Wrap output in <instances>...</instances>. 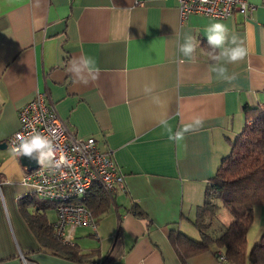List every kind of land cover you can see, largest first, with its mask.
Listing matches in <instances>:
<instances>
[{
    "label": "crops",
    "instance_id": "obj_1",
    "mask_svg": "<svg viewBox=\"0 0 264 264\" xmlns=\"http://www.w3.org/2000/svg\"><path fill=\"white\" fill-rule=\"evenodd\" d=\"M262 2L248 0L246 15L213 18L181 17L176 0H0V264H222L214 246L182 257L170 235L200 238L192 222L205 188L247 122L244 108L264 105ZM214 22L249 49L243 62L227 65L232 82L209 72L205 29ZM187 36L197 40L194 60L178 53ZM81 56L95 61L96 79L87 85L67 71ZM146 85H154L151 94ZM38 92L72 135L93 137L125 176L96 236H88L89 226L75 230L82 252L97 249L89 261L41 249L26 222L34 207L19 205L29 192L24 167L1 144ZM194 116L204 127L179 143L159 123L167 119L175 131ZM133 205L144 218L129 211ZM252 213L247 237L255 243L264 234V205Z\"/></svg>",
    "mask_w": 264,
    "mask_h": 264
},
{
    "label": "trees",
    "instance_id": "obj_2",
    "mask_svg": "<svg viewBox=\"0 0 264 264\" xmlns=\"http://www.w3.org/2000/svg\"><path fill=\"white\" fill-rule=\"evenodd\" d=\"M244 111L247 122L232 141L230 153L222 158L205 188L203 202L196 208L192 223L200 238L194 240L180 231L170 235L171 242L182 257L214 246L215 253L222 251L229 262L264 264V234L249 250L247 245V234L253 223V207L264 205V105L245 107ZM112 193L95 186L84 195L82 203L91 211L95 223V229L89 226L93 230V233L88 234L89 237L96 236V224L109 210ZM33 194L29 190L19 199V205L23 207L27 203L34 207L33 211L26 214V222L40 248L69 260L89 261L97 249L84 253L75 241L72 244L61 242L53 233V221L47 218L46 210L53 204L44 199L37 202ZM220 207L231 217L228 224L223 225L217 233L212 225ZM137 208V205H133L129 211L144 218V212Z\"/></svg>",
    "mask_w": 264,
    "mask_h": 264
},
{
    "label": "built area",
    "instance_id": "obj_3",
    "mask_svg": "<svg viewBox=\"0 0 264 264\" xmlns=\"http://www.w3.org/2000/svg\"><path fill=\"white\" fill-rule=\"evenodd\" d=\"M176 2L181 17L201 14L213 18H227L236 12L246 15L253 9L248 0ZM33 129L50 135L58 150V156L65 155L68 163L60 168L41 166L38 162L31 170L24 167L21 183L32 193L53 204V233L61 242L72 244L76 228L92 226L95 229L92 213L82 203L84 195L95 186L101 187L107 193L122 190L125 188V176L112 156L97 147L93 137L72 135L54 104L40 92L18 110V127L6 141L8 148L15 142L17 133L27 134ZM216 258L222 264H235L229 262L220 250L217 251Z\"/></svg>",
    "mask_w": 264,
    "mask_h": 264
},
{
    "label": "clouds",
    "instance_id": "obj_4",
    "mask_svg": "<svg viewBox=\"0 0 264 264\" xmlns=\"http://www.w3.org/2000/svg\"><path fill=\"white\" fill-rule=\"evenodd\" d=\"M208 45L211 51L208 56L214 63L209 65V72L214 73L218 80L232 82L236 75H229L228 64L243 62L249 54V49L244 46L243 41H238L236 36L229 37V29L222 22L211 23L205 29ZM231 45V46H229ZM197 40L194 36H187L183 43L178 45V53L186 60H194ZM183 62V60L181 61ZM67 71L73 74L77 82L87 85L96 79L95 61L91 57L81 56L69 61ZM153 86L146 85L144 92L151 94ZM158 97H153L158 102ZM160 126L167 133L168 139L179 143L185 139L188 133H195L204 127V119L200 116L190 118L175 131L167 119L160 120ZM53 135L54 130H53ZM15 158L21 156L36 159L41 166L60 168L68 163L65 155L58 156V150L50 135H45L35 129L27 134L17 133L15 142L9 149Z\"/></svg>",
    "mask_w": 264,
    "mask_h": 264
},
{
    "label": "rangeland",
    "instance_id": "obj_5",
    "mask_svg": "<svg viewBox=\"0 0 264 264\" xmlns=\"http://www.w3.org/2000/svg\"><path fill=\"white\" fill-rule=\"evenodd\" d=\"M33 196H34V198H35V200L37 202H40V201L43 200V198L41 196L37 195V194H33ZM46 213H47L48 220L53 221L54 218H55V211H54V209L48 208L46 210ZM229 217H231V216L229 215V213L223 207H220L217 210L216 216H215V218L213 220V225H212V228H214V229L216 228L215 229V232L219 233L221 231L220 228L223 225H225V218H229ZM104 224H108V223H104ZM79 232L81 233V232H91V231H90L89 228H82V229H79ZM92 232H93V230H92ZM81 239H84V238L82 237ZM89 240L92 241V242H95V239L90 238ZM247 243H248V247H251L254 244V242H253L252 237H251L250 234L247 237Z\"/></svg>",
    "mask_w": 264,
    "mask_h": 264
},
{
    "label": "water",
    "instance_id": "obj_6",
    "mask_svg": "<svg viewBox=\"0 0 264 264\" xmlns=\"http://www.w3.org/2000/svg\"><path fill=\"white\" fill-rule=\"evenodd\" d=\"M1 145H6V144L3 143ZM19 161L23 167H26L27 170H31L37 166V160L33 158L21 156L19 157Z\"/></svg>",
    "mask_w": 264,
    "mask_h": 264
}]
</instances>
